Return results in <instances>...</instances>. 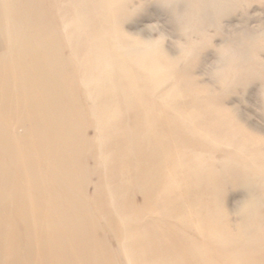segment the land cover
<instances>
[{
	"label": "bare ground",
	"instance_id": "1",
	"mask_svg": "<svg viewBox=\"0 0 264 264\" xmlns=\"http://www.w3.org/2000/svg\"><path fill=\"white\" fill-rule=\"evenodd\" d=\"M55 1L29 0L38 9L25 17L21 0H0V264H119L106 244L100 218L106 220V228L113 233L114 251L119 254L122 250L123 256H127L128 262L124 260L122 264H214L198 243L202 230L196 225L189 229L185 217L174 216L172 208L159 211L160 219L167 223L168 218L175 217L180 227L169 223L164 228H155L151 223L155 212L151 207L157 205L158 198L162 199L160 194L165 197L172 194L166 168L168 140L163 131L157 133L149 120L150 108L142 106L135 97L133 80L126 72H112L108 77L112 89L102 91L117 104L114 111L125 121L115 126L98 121L99 116L106 115V108H95L99 87L90 88L79 79L72 46L82 30H89L90 21L83 23L75 11L76 29L71 30L70 24L69 30L64 31V27H58L48 5L45 6ZM67 1L81 10L87 4L96 8L93 14H87L101 25L100 33L107 35L117 26L126 0ZM66 50L68 53L64 54ZM113 66H118V62H113ZM186 113L183 129L188 159L191 150L201 148L199 141L195 147L190 138V133L200 134L201 123H193V115ZM88 127L93 128L95 136L112 138L113 146L93 142L86 135ZM223 134L230 135L227 128ZM138 145H146L149 162L140 159L142 150ZM117 150L130 152V162L121 161L118 165L114 162L112 166L109 154ZM203 161L206 162L204 157H196L193 167L204 169ZM248 161L251 165H239L234 174L245 175L242 171L248 172L252 165H258L255 159ZM186 165L189 167L190 163ZM108 166L116 167L119 174L100 171ZM124 168L131 171L126 183L135 189L141 191L148 181V190L139 196L144 211L137 210L138 206L133 214L118 210L113 196L119 189L105 187L109 179L122 176ZM92 175L96 181L88 193L82 187ZM255 251L262 249L258 247ZM234 257V251L227 253V261ZM259 262L252 260L255 264Z\"/></svg>",
	"mask_w": 264,
	"mask_h": 264
},
{
	"label": "rangeland",
	"instance_id": "2",
	"mask_svg": "<svg viewBox=\"0 0 264 264\" xmlns=\"http://www.w3.org/2000/svg\"><path fill=\"white\" fill-rule=\"evenodd\" d=\"M28 1L21 0L25 17L38 9ZM204 3L126 0L117 26L107 35L100 33L101 25L87 14H93L96 9L88 4L82 10L67 0H56L45 6L48 5L58 27L65 28L64 31L69 30L70 24L71 30L76 29L75 11L83 23L90 21L89 30H82L72 46L79 79L90 88L99 87L95 108H106V115L99 116L98 121H107L110 126L125 121L114 111L117 104L102 91L112 89L113 83L108 81L112 72H126L133 80L135 97L142 106L150 108L149 120L153 121L157 133L163 131L168 140L166 168L172 181V194L168 197L160 194L162 199L158 198L157 205L151 207L155 211L151 220L155 228H164L169 223L180 227L175 217L168 218L167 223L160 219L159 211L172 208L174 216L185 217L189 229L196 225L202 230L198 243L214 264H255L252 260L264 264V233H261V228L264 230V0H205ZM252 13L256 15L250 17ZM113 62H118V66H113ZM185 113L193 115V123H201L198 136L190 133L193 145L199 141L201 148L191 150L188 159L183 129ZM220 115L224 116L216 119ZM224 125L230 135L223 134ZM235 128H240V132ZM85 132L93 142L113 146L112 138L95 136L92 127ZM139 147L140 159L149 162L146 145ZM198 156L206 160L202 162V170L193 167ZM252 159L258 165H252L248 172L242 171L245 175L234 174L239 165H251L248 160ZM130 160V152L117 150L109 154L112 166L114 162L118 165ZM156 160L154 155L152 161ZM186 162L190 163L189 167ZM91 163L88 161L89 166ZM100 171L119 172L110 166L101 167ZM130 172L124 168L122 176L109 179L105 187L118 188L113 196L114 204L118 210L133 214L135 206L137 210H145L140 206L139 196L146 193L149 185L146 181L142 192L128 185L126 177ZM207 173L211 175L209 178L205 177ZM90 180L82 187L88 193L92 192L95 176H90ZM105 221L100 218L113 258L119 264L128 262L124 251L119 249V254L114 251L116 243ZM258 247L261 252L255 251ZM230 251L236 257L227 261Z\"/></svg>",
	"mask_w": 264,
	"mask_h": 264
}]
</instances>
